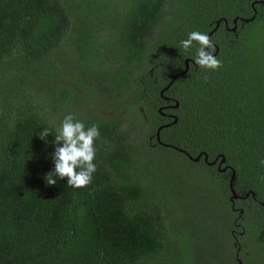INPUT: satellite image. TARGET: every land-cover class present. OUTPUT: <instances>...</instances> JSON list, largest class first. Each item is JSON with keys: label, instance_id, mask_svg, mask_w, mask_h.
<instances>
[{"label": "trees", "instance_id": "1", "mask_svg": "<svg viewBox=\"0 0 264 264\" xmlns=\"http://www.w3.org/2000/svg\"><path fill=\"white\" fill-rule=\"evenodd\" d=\"M253 8L254 19L238 18L251 17ZM218 20L210 37L223 66L212 71L190 65L161 96L171 75L184 70L185 59L195 60L199 45L185 51L180 42L191 31L209 34ZM82 90L100 101L101 92L125 91L112 103L129 102V109L79 113ZM176 101L175 109L162 107ZM160 107L177 122L161 129L163 144L156 148L178 152L200 168L199 176L187 175L202 173L217 191L214 207L225 208L220 225L230 239L229 255L237 250L236 232L242 264H264V4L0 0V264H186L185 235L170 224L172 211L178 222L181 217L176 202L165 195L155 199L149 190L151 181L160 188L168 174L155 173L152 163L137 172L133 167L155 150L135 142L142 135L136 126L147 125L139 109L159 125L172 120ZM68 113L100 129L97 171L81 189L69 187L66 178L53 186L45 180L54 171L55 135ZM45 128L50 135L41 140ZM185 152L206 153L209 161L224 156L222 167L228 168L221 172L217 162L206 164L203 156L195 162ZM232 170L236 193H249L233 205ZM249 236L256 238L257 249L245 243Z\"/></svg>", "mask_w": 264, "mask_h": 264}, {"label": "rangeland", "instance_id": "2", "mask_svg": "<svg viewBox=\"0 0 264 264\" xmlns=\"http://www.w3.org/2000/svg\"><path fill=\"white\" fill-rule=\"evenodd\" d=\"M79 76L84 78V75ZM63 80L69 81V78ZM86 84L91 88H94V90L96 89L93 81L88 80ZM82 93L85 100L84 104L79 106V113L87 114L90 112H100L104 115H109V113H113V111L115 112V109L117 111L121 110L122 112H127L129 109L128 106H130L129 102L122 107H119V104L115 105L112 103L116 98L122 96L125 91L112 94L101 92L99 97L104 99V101H100L99 99L96 100L92 91L90 93V91L82 90ZM96 94H98V92H96ZM139 110L142 113L143 120L147 122V125L139 123L141 127L136 126V128L141 129L142 135L138 134L135 138V142L139 145L144 144L148 148L155 150L150 151L147 154H142L140 159L133 161V167L137 172L139 169L142 170V165L144 167L147 163H152L156 166L155 173L159 169L168 174V178H163V184L160 188H158L156 182L151 181L149 183V190H151V194H153L155 199L164 197L165 195L166 198L169 196L173 202H176L175 205L179 209L181 217L178 222L177 214L172 211L170 213V224L175 227L177 225L178 227H181V230L185 235L187 248L185 258L186 264H231L232 257L234 258V264H237L235 256L237 250L233 251V256L229 255L231 254L229 247L230 239L226 236L225 231L222 230L220 225V216L224 214L225 208L221 211L214 207L215 203L218 201L217 191L213 189L210 182L202 179V173L200 178H192L187 175L189 172L192 175L199 176L200 168L187 162L182 156H180V154H178V152L160 147L156 148V143H158L154 139L156 129L160 125L170 123L172 120L159 125L153 123V125L142 108ZM124 114L126 115L127 113ZM151 138L152 140H150ZM152 164H150L151 167ZM230 195L228 198L229 201ZM171 200L169 201L171 202ZM234 200L232 201V205L234 204ZM159 202L164 203L163 209L170 212L168 209L169 205L163 199H159ZM223 203H227L224 196ZM232 205V209L236 208L237 210L240 208L238 205H236V207ZM217 206H221V204H218ZM239 212L242 213V209H240ZM238 236L239 234H236L237 239ZM245 243L251 248L257 249L255 237H246ZM232 245L234 246V243H232ZM207 250H210V253L207 252Z\"/></svg>", "mask_w": 264, "mask_h": 264}, {"label": "clouds", "instance_id": "3", "mask_svg": "<svg viewBox=\"0 0 264 264\" xmlns=\"http://www.w3.org/2000/svg\"><path fill=\"white\" fill-rule=\"evenodd\" d=\"M194 42L199 45L194 60L196 65L212 71L223 66V62L215 55L216 45L208 34L191 31L187 39L180 42V46L187 51L194 46ZM49 135L46 128L39 133L41 140H46ZM99 137V125L86 126L72 113L66 114L55 135L54 171L47 173L46 183L53 186L57 183V178H66L69 187L81 189L89 186L97 171L94 163L97 152L95 142ZM260 163L264 165V160Z\"/></svg>", "mask_w": 264, "mask_h": 264}, {"label": "water", "instance_id": "4", "mask_svg": "<svg viewBox=\"0 0 264 264\" xmlns=\"http://www.w3.org/2000/svg\"><path fill=\"white\" fill-rule=\"evenodd\" d=\"M260 3L264 4V0H260ZM252 6H254V3L251 4ZM257 14V10L255 8H253V15L249 18H243V17H238L242 22H248V21H251L252 19H254V17L256 16ZM220 20L216 21V25H215V28L212 29V31L209 32V36L210 34H212V32L219 26V22ZM225 23H227V21L225 20ZM236 26H237V18H234L233 20V26L231 28L232 31H235L236 30ZM219 48L218 46L216 45V53L215 55L217 54ZM189 61L188 59H185V67H184V70L179 72V73H176V74H173L171 75V80L169 81V83L161 90V95L163 93L164 90H166L170 85L171 83L176 79V77L180 74H183L185 73L187 70H188V65H189ZM193 62V61H192ZM195 66H198L195 64V62H193ZM169 107L175 109L178 107V102L176 101L174 104L170 105ZM158 111L160 112L161 109L158 108ZM171 118H172V121L170 123H167V124H163V125H160L156 131H155V139L157 142H161V139H160V130L164 127V126H170L172 123H175L177 122V117L176 115H171ZM164 145H167V146H171L173 148H176L172 145H169V144H164ZM177 149V148H176ZM179 151H183V150H179ZM185 154L188 156V158L192 161H199L200 158L203 156V160L205 161L206 164H210V165H213L216 163V161H218V159H220L218 161V164H217V167H218V170L221 171V172H224L228 166H224L223 168H220V165L223 164L225 162V157L224 156H216L212 161H209L208 160V156L206 153H199L197 156L195 157H192L190 156L187 152H185ZM233 178H234V171L232 170V175L230 176L229 178V188H230V201L232 202L234 199H237L239 196L238 194L236 193V191L234 190L233 188ZM249 195V193L245 194V197H247ZM253 195V194H252Z\"/></svg>", "mask_w": 264, "mask_h": 264}, {"label": "flooded vegetation", "instance_id": "5", "mask_svg": "<svg viewBox=\"0 0 264 264\" xmlns=\"http://www.w3.org/2000/svg\"><path fill=\"white\" fill-rule=\"evenodd\" d=\"M216 45V44H215ZM189 60V59H188ZM190 65H193L194 67H196L195 65H194V63L192 62V60L190 59V61H189V65H188V68H189V66ZM162 96V95H161ZM164 100H166V101H170L171 100V97H169V96H165L164 98H163ZM170 105L167 103V104H165V105H163L162 107H165V108H167L168 109V107H169ZM162 107H160V109L162 108ZM161 112V114L163 115V116H165L166 118H170V119H172L171 118V115H173V113H171V112H168V111H164V112H162V111H160ZM154 137V136H153ZM152 137V138H153ZM152 138L150 139V140H152ZM155 139V138H154ZM156 140V139H155ZM162 143V142H161ZM163 144V143H162ZM219 161V160H218ZM218 161H216L217 162V164H218ZM217 167V166H216ZM224 167V166H223ZM222 167V164L220 165V168H223ZM217 169H218V167H217ZM239 198H246L245 197V195L244 196H240V197H238L237 199H239ZM234 210H236V208H233ZM232 235H233V238H234V246L236 247V249H237V251H236V253H235V256H236V260H237V264H242V260H241V258L239 257V251L241 250V246H240V244L239 243H237V242H235L236 241V239H237V237H236V232H233L232 233Z\"/></svg>", "mask_w": 264, "mask_h": 264}]
</instances>
